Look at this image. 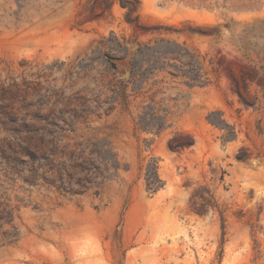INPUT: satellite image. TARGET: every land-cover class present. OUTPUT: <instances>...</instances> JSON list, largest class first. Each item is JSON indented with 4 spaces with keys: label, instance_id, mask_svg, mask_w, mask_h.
Masks as SVG:
<instances>
[{
    "label": "rangeland",
    "instance_id": "rangeland-1",
    "mask_svg": "<svg viewBox=\"0 0 264 264\" xmlns=\"http://www.w3.org/2000/svg\"><path fill=\"white\" fill-rule=\"evenodd\" d=\"M0 79V264H264V0H0Z\"/></svg>",
    "mask_w": 264,
    "mask_h": 264
},
{
    "label": "trees",
    "instance_id": "trees-1",
    "mask_svg": "<svg viewBox=\"0 0 264 264\" xmlns=\"http://www.w3.org/2000/svg\"><path fill=\"white\" fill-rule=\"evenodd\" d=\"M131 63V74L133 73V66ZM130 74V76H131ZM129 76V77H130ZM128 77V78H129ZM18 83L13 81L10 84H6L5 80L0 79V131L5 132L6 137H12L17 139H32L37 135H51L55 130L62 131V126L57 123H49L39 125L35 123L20 122L16 119V111L13 106L12 94L17 92ZM20 110V109H18ZM15 117L14 119H11ZM56 128V129H54ZM156 183L152 184L148 177H146V186L151 192L157 191L161 187L160 179H158L155 173ZM13 217V208L5 199H0V226L4 223H8Z\"/></svg>",
    "mask_w": 264,
    "mask_h": 264
},
{
    "label": "water",
    "instance_id": "water-1",
    "mask_svg": "<svg viewBox=\"0 0 264 264\" xmlns=\"http://www.w3.org/2000/svg\"><path fill=\"white\" fill-rule=\"evenodd\" d=\"M128 64H129V68L124 70V72L122 73L123 78H128L130 76V74H131V63H130V60H129Z\"/></svg>",
    "mask_w": 264,
    "mask_h": 264
}]
</instances>
